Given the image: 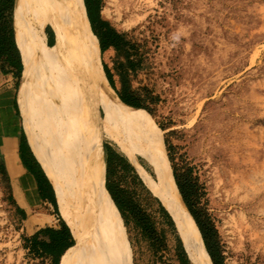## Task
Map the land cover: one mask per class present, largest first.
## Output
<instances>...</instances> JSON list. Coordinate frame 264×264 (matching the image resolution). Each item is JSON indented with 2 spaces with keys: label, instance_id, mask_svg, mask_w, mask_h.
I'll list each match as a JSON object with an SVG mask.
<instances>
[{
  "label": "rangeland",
  "instance_id": "374dc122",
  "mask_svg": "<svg viewBox=\"0 0 264 264\" xmlns=\"http://www.w3.org/2000/svg\"><path fill=\"white\" fill-rule=\"evenodd\" d=\"M110 10L115 24L103 18L135 45L132 57L139 65L126 78L149 111L135 108L147 117L145 141L130 137L126 126L118 130L92 82L82 78L72 24L64 20L55 25L52 19L46 26L53 27L78 69L74 84L64 85L62 76L60 104L63 97L66 108L59 135L80 156L94 152L103 178V143L115 146L131 159L175 222L169 227L158 203L148 200L149 211L165 229V250L157 251L134 231H125L118 214L106 217L114 249L127 264H184L180 238L189 264H203L162 198L165 173L173 175L175 168L195 183L192 203L215 225L224 264H264V0H136L130 10L126 1L111 4ZM130 18L136 21L125 28ZM69 101L73 104L67 106ZM100 108L103 116L97 122ZM105 132H120L122 144ZM146 141L154 159L143 152ZM165 141L172 145L170 151ZM21 233L20 216L0 177V264H45L26 255Z\"/></svg>",
  "mask_w": 264,
  "mask_h": 264
},
{
  "label": "bare ground",
  "instance_id": "6f19581e",
  "mask_svg": "<svg viewBox=\"0 0 264 264\" xmlns=\"http://www.w3.org/2000/svg\"><path fill=\"white\" fill-rule=\"evenodd\" d=\"M122 1L127 2L130 10L136 0H106L102 17L115 24L111 4L118 5ZM21 3L27 52L22 87L26 120L32 145L41 156L54 185L61 215L77 243V251L70 263L127 264L114 249L102 220L104 178L97 157L91 150H85L83 156L76 154L59 135L63 63L58 52L47 44V22L53 19L56 25L68 20L72 24L80 74L84 80L92 82L99 100L109 109L118 130L126 126L130 137L136 136L145 141L148 139L147 136L144 139L147 117L124 103L109 83L102 64L99 41L91 29L84 0H21ZM117 17H120V11ZM135 21L130 18L124 27H130ZM105 133L122 144L120 132ZM143 152L154 159L150 142H147ZM165 188L166 193L162 194V198L187 231L197 256L203 264H213L201 232L170 172L165 173Z\"/></svg>",
  "mask_w": 264,
  "mask_h": 264
},
{
  "label": "trees",
  "instance_id": "16d2710c",
  "mask_svg": "<svg viewBox=\"0 0 264 264\" xmlns=\"http://www.w3.org/2000/svg\"><path fill=\"white\" fill-rule=\"evenodd\" d=\"M85 3L87 7L86 0ZM101 8V0H97L95 13H91L88 9L87 13L91 22L92 30L99 38L102 53L110 46L116 49L115 68L120 77L121 89L116 88L113 73L106 64H103L106 76L111 86L124 103L147 113L149 111L144 105L145 99L140 98L139 95L135 91L130 90L128 87L129 85H127V75H129L130 72L135 71L139 65L138 60L132 57L135 45L125 32H119L110 21L102 18ZM14 9L15 0H0V68L3 72L13 71L19 76L22 70L19 49L22 56L24 44L22 30L20 36L19 2L15 12L16 40L19 49L14 40ZM48 29L49 26L46 27L47 32ZM22 36L23 42L21 50ZM50 47L56 49L62 56L63 60L66 59V55L68 54L62 46L55 44ZM120 58H123V60H120ZM23 70H25V68ZM165 145L167 150L170 151L172 145L167 141H165ZM104 149L106 154L104 201L102 210L104 224L108 225L110 222L106 217H113L118 214L123 222L122 226L125 231L126 229L129 233L131 230L134 231L136 236L140 240L145 241L151 249L157 251L165 250V229L158 226L155 216L149 211L148 200L151 199L158 203V208L162 213V219L165 220L169 227L175 226L173 217L165 209L159 199L152 195V192L145 185L139 170L126 155L118 151L115 146L108 143L104 145ZM169 158L172 160L171 155H169ZM173 175L180 194L201 232L207 252L211 257L213 264H224V255L222 254L219 235L215 225L206 213H202L195 209L192 203L191 198L195 193V183L190 177L189 179L186 177L181 178L175 168H173ZM54 206L56 212L60 215L56 201H54ZM60 219L62 226L61 229H54L51 227L40 228L31 236L30 245L27 242L24 244V247L29 248V256L32 258H39L45 255H54L51 264H59V257L63 250L75 243L68 225L61 216ZM41 235L47 236L50 240L46 241L39 239ZM130 241L132 243L131 237ZM177 243L179 259L182 263L189 264L190 261L185 252L186 248H183L180 238H177ZM74 249L75 245L65 253L60 264H66L71 260L76 251V249L75 251ZM41 261L44 263L45 259H41Z\"/></svg>",
  "mask_w": 264,
  "mask_h": 264
},
{
  "label": "crops",
  "instance_id": "0c3cea01",
  "mask_svg": "<svg viewBox=\"0 0 264 264\" xmlns=\"http://www.w3.org/2000/svg\"><path fill=\"white\" fill-rule=\"evenodd\" d=\"M18 2H19V16H20V36H21V29L24 35V29L22 24V9H20V0H15V9L13 13V28H14V40L17 48L19 49L16 40V29H15V12ZM84 4L86 7L85 0H84ZM21 8H22V3H21ZM86 12H87V7H86ZM47 26H49L48 32L46 31L47 44L49 46H53L55 44L58 46H62L64 50H66V53L70 56L65 45L56 35V32L53 29V27L50 24H48ZM96 37L98 38L97 35ZM99 47H100V41H99ZM21 50H22V37H21ZM100 51H101V47H100ZM19 53H20V59L22 65V70L19 76L13 71L3 72L2 69L0 68V177L3 184V189L5 193L8 195V201L20 216L22 222V233H21L22 247L25 250L26 255H29L28 254L29 248L24 247V244L27 242L30 245L31 243L30 238L33 234H35L40 228L51 227L54 229H61L62 226L60 219L61 214L59 215L56 212L54 206V201H56L58 206L54 185L48 175L44 163L42 162V160L40 159L39 155L37 154V152L35 151L32 145L30 133H29V127L26 120V109L22 95L23 80L27 68V52H26L25 36H24L22 56L20 49H19ZM105 54L109 56L108 60L105 58ZM68 55H66L65 60H63L62 56L60 55L63 63L62 81L64 82L65 80L64 85L66 86L70 84H74L75 82L78 81L77 69L71 59V56L69 57ZM101 59H102V64H106L108 66V68L113 73V78H115L116 49L110 46L103 53L101 51ZM24 66H25V70L23 72ZM20 93H21V99H19ZM74 99L75 98H73V100ZM63 100L64 98L61 97L60 118L62 122L64 120L63 108L66 106V102L63 103ZM69 102L67 103V106H69V104L70 105L73 104V101H69ZM102 116H103V112L100 108V112L96 114V121L98 122ZM107 143L108 142H104L103 144L105 145ZM105 157H106L105 149L103 148L104 165H105ZM129 160L131 161L130 158ZM105 172H106V165H105ZM59 213L61 212L59 211ZM61 217L65 221L63 216ZM102 220H103V213H102ZM65 223L67 224L66 221ZM39 239H43L46 241L50 240L47 236H42V235L39 237ZM74 245L77 251V243L75 241L74 244L68 246L66 249L63 250L62 254L59 257V264L61 263L65 253ZM75 253L73 254V256L75 255ZM53 257L54 255H45L35 259H40V260L45 259L44 262L45 264H51Z\"/></svg>",
  "mask_w": 264,
  "mask_h": 264
},
{
  "label": "flooded vegetation",
  "instance_id": "af4514ba",
  "mask_svg": "<svg viewBox=\"0 0 264 264\" xmlns=\"http://www.w3.org/2000/svg\"><path fill=\"white\" fill-rule=\"evenodd\" d=\"M86 2H87V9L91 13H95L96 6H97V0H86Z\"/></svg>",
  "mask_w": 264,
  "mask_h": 264
}]
</instances>
